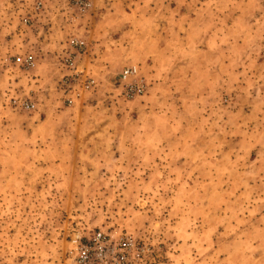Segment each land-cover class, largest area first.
<instances>
[{
	"label": "clouds",
	"instance_id": "1",
	"mask_svg": "<svg viewBox=\"0 0 264 264\" xmlns=\"http://www.w3.org/2000/svg\"><path fill=\"white\" fill-rule=\"evenodd\" d=\"M118 256L264 264V0H0V264Z\"/></svg>",
	"mask_w": 264,
	"mask_h": 264
},
{
	"label": "built area",
	"instance_id": "2",
	"mask_svg": "<svg viewBox=\"0 0 264 264\" xmlns=\"http://www.w3.org/2000/svg\"><path fill=\"white\" fill-rule=\"evenodd\" d=\"M102 239H107V238H102ZM82 243L87 244L89 247H92V246L95 245V240H92V241L90 242V241L87 239L86 242H83V241H82ZM125 243H127L126 240H124L122 243H120V244L118 245L119 248L123 249ZM122 255H123V256H126L127 254H126V252H123ZM118 258H121V257L118 256ZM121 263H125V261H124L123 258H121Z\"/></svg>",
	"mask_w": 264,
	"mask_h": 264
},
{
	"label": "rangeland",
	"instance_id": "3",
	"mask_svg": "<svg viewBox=\"0 0 264 264\" xmlns=\"http://www.w3.org/2000/svg\"><path fill=\"white\" fill-rule=\"evenodd\" d=\"M107 239H111V237H106ZM86 240H87V238H85L84 240H82L83 242H86ZM112 243L114 244V245H116V240L115 239H113L112 240ZM118 246V245H117ZM119 247V246H118ZM137 247H139V248H142L143 247V243L141 242V241H137ZM127 254V253H126ZM121 264H125V263H121Z\"/></svg>",
	"mask_w": 264,
	"mask_h": 264
}]
</instances>
